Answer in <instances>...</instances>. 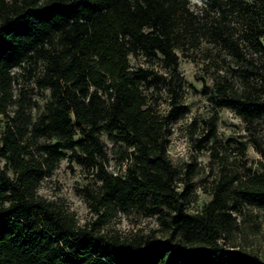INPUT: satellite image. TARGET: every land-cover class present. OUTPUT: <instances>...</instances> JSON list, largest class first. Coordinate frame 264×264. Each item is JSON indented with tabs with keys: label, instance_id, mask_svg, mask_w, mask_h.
I'll return each mask as SVG.
<instances>
[{
	"label": "trees",
	"instance_id": "1",
	"mask_svg": "<svg viewBox=\"0 0 264 264\" xmlns=\"http://www.w3.org/2000/svg\"><path fill=\"white\" fill-rule=\"evenodd\" d=\"M202 39L237 65L217 67L201 92L244 121L262 160L247 164L244 141L222 143L214 112L196 144L219 165L197 186L196 163L174 164L168 145L189 109L179 53ZM23 81L41 95L34 117L23 111ZM262 118L264 0H0V264H264L233 242L247 209L264 207ZM63 158L93 177L83 222L39 193ZM197 187L208 198L192 209ZM132 210L158 227L107 228Z\"/></svg>",
	"mask_w": 264,
	"mask_h": 264
},
{
	"label": "rangeland",
	"instance_id": "2",
	"mask_svg": "<svg viewBox=\"0 0 264 264\" xmlns=\"http://www.w3.org/2000/svg\"><path fill=\"white\" fill-rule=\"evenodd\" d=\"M192 4L203 6L205 0H189ZM210 57H207V55ZM210 54V55H209ZM179 72L185 82L184 100L188 105V112L172 123V133L169 137L168 153L172 162L176 165L195 162L197 186L207 182L211 178L210 168L217 170L218 163L212 161L211 150L197 147V139L202 136L204 120L214 112L217 113L215 135L225 143L228 138L241 140L247 143V164L257 167L262 160L260 152L252 145L250 133L245 128L244 121L230 109H213L206 95L201 92L204 79L209 78L217 67L222 74L229 73L237 63L226 51H219L213 42L202 39L198 46L190 48L188 53H179ZM206 56V57H205ZM142 60H137L141 63ZM212 61V62H211ZM24 94L23 111L34 117L42 105L41 95L33 91L28 84L22 82ZM20 95L19 97H21ZM166 94L159 95L160 109L166 108ZM30 98V101H27ZM16 104L8 107L10 115L14 113ZM257 138L264 144V118L254 122ZM213 142H209L212 144ZM110 146V143H108ZM223 152H221L222 154ZM229 160H235V155L229 154ZM113 172H119L118 165L113 159L108 166ZM93 177L81 168L75 161L63 158L59 160L52 171L44 177L39 187V193L48 199L61 202L66 208L74 212L80 222L91 217V212L83 194L85 186H91ZM208 198L202 188L197 187L196 202L192 205L195 209L201 202ZM248 218L240 223L236 232L235 243L243 244L246 248L255 250L260 256H264V207L250 206L247 209ZM158 227L157 220L153 216H147L135 210L119 214L112 220L108 229L118 234L131 235L137 232H147Z\"/></svg>",
	"mask_w": 264,
	"mask_h": 264
}]
</instances>
